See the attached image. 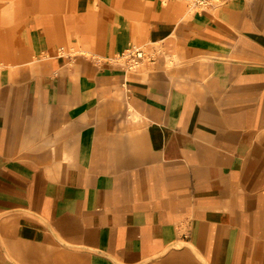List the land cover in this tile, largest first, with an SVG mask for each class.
Wrapping results in <instances>:
<instances>
[{
	"label": "crops",
	"instance_id": "obj_1",
	"mask_svg": "<svg viewBox=\"0 0 264 264\" xmlns=\"http://www.w3.org/2000/svg\"><path fill=\"white\" fill-rule=\"evenodd\" d=\"M188 7L0 0V264H264V0Z\"/></svg>",
	"mask_w": 264,
	"mask_h": 264
},
{
	"label": "built area",
	"instance_id": "obj_2",
	"mask_svg": "<svg viewBox=\"0 0 264 264\" xmlns=\"http://www.w3.org/2000/svg\"><path fill=\"white\" fill-rule=\"evenodd\" d=\"M169 1V0H167ZM191 1V6L198 10H206L211 7H217L222 5L228 0H189ZM151 60L149 54L143 47L132 45L124 52L118 54L113 61L120 63L127 69L134 70L137 69L145 60Z\"/></svg>",
	"mask_w": 264,
	"mask_h": 264
},
{
	"label": "rangeland",
	"instance_id": "obj_3",
	"mask_svg": "<svg viewBox=\"0 0 264 264\" xmlns=\"http://www.w3.org/2000/svg\"><path fill=\"white\" fill-rule=\"evenodd\" d=\"M163 1H167V0H163ZM185 1L188 3L189 12H199L200 11L198 9H195L193 6H191V1H189V0H185ZM138 46L143 47L145 49V51H147L146 49H148L145 47V44H139ZM0 67H2L1 63H0Z\"/></svg>",
	"mask_w": 264,
	"mask_h": 264
}]
</instances>
